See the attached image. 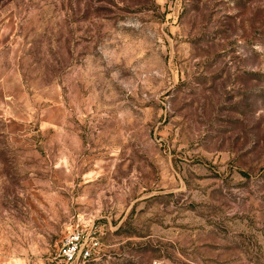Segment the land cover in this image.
Listing matches in <instances>:
<instances>
[{
  "label": "rangeland",
  "instance_id": "1",
  "mask_svg": "<svg viewBox=\"0 0 264 264\" xmlns=\"http://www.w3.org/2000/svg\"><path fill=\"white\" fill-rule=\"evenodd\" d=\"M264 264V0H0V260Z\"/></svg>",
  "mask_w": 264,
  "mask_h": 264
},
{
  "label": "built area",
  "instance_id": "2",
  "mask_svg": "<svg viewBox=\"0 0 264 264\" xmlns=\"http://www.w3.org/2000/svg\"><path fill=\"white\" fill-rule=\"evenodd\" d=\"M93 225L69 232L57 246L55 259L59 264H87L99 248Z\"/></svg>",
  "mask_w": 264,
  "mask_h": 264
},
{
  "label": "crops",
  "instance_id": "3",
  "mask_svg": "<svg viewBox=\"0 0 264 264\" xmlns=\"http://www.w3.org/2000/svg\"><path fill=\"white\" fill-rule=\"evenodd\" d=\"M0 264H7V261L0 260Z\"/></svg>",
  "mask_w": 264,
  "mask_h": 264
}]
</instances>
